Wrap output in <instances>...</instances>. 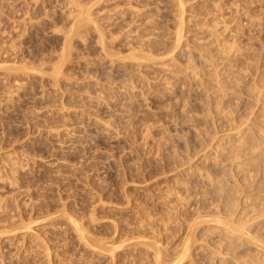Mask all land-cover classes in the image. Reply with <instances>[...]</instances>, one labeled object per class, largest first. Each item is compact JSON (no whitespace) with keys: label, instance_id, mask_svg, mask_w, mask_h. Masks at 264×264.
I'll return each mask as SVG.
<instances>
[{"label":"rangeland","instance_id":"obj_1","mask_svg":"<svg viewBox=\"0 0 264 264\" xmlns=\"http://www.w3.org/2000/svg\"><path fill=\"white\" fill-rule=\"evenodd\" d=\"M0 164V264H264V0H0Z\"/></svg>","mask_w":264,"mask_h":264},{"label":"bare ground","instance_id":"obj_2","mask_svg":"<svg viewBox=\"0 0 264 264\" xmlns=\"http://www.w3.org/2000/svg\"><path fill=\"white\" fill-rule=\"evenodd\" d=\"M24 153H25V152H24ZM25 155H26V154H25ZM5 157H6V156H5ZM9 157H10V156H9ZM22 157H23V156H22ZM22 157H21V158H22ZM32 157H33V156H32ZM13 158H14V157H13ZM17 158H19V157H17ZM7 159H8V158H7ZM7 159H5L4 162H6ZM10 159H12V158H10ZM19 159H20V158H19ZM27 159H28V158H27ZM1 160H2V158H1ZM33 160H34V159H33ZM9 161H10V162H7V163H9V165H10V163L14 162V161H12V160H9ZM11 161H12V162H11ZM15 161H16V160H15ZM23 161H25V160H23ZM27 161H28V160H27ZM27 161H26V162H27ZM19 162H20V161H19ZM7 163H6V164H7ZM16 163H17V162H16ZM16 163H15V164L12 163V164H13V165H16ZM24 163H25V162H24ZM2 164H3V162H2ZM12 164H11V165H12ZM26 164H27V163H26ZM0 165H1V164H0ZM21 165H22V164H21ZM1 166H2V165H1ZM3 166H4V165H3ZM16 166H17V165H16ZM4 167L6 168V166H4ZM23 167H24V166H23ZM23 167H22V168H23ZM7 168H10V167L8 166ZM12 168H14V167L11 166V169H12ZM17 168L20 169L19 167H17ZM0 170H1V169H0ZM7 170H8V169H7ZM16 170H17V169L15 168V171L13 172V174H15ZM3 171H4V170L2 169V170H1V173H3ZM12 171H13V170H10V172H12ZM41 171H42V170H41ZM10 172H8V173H10ZM23 172H24V171H23ZM28 173H29V172H28ZM49 173H50V172H49ZM4 174H6V171H5ZM10 174H11V173H10ZM10 174H8V176H10ZM13 174H11L12 176H10V177H13ZM0 175H2V174H0ZM6 176H7V174H6L3 178H6ZM8 176H7V178H8ZM15 176H16V175H14V177H15ZM49 176H50V175H49ZM14 177H13V179H14ZM7 178H6V179H7ZM16 178H17V177H16ZM11 179H12V178H11ZM17 179H19V178H17ZM70 179H71V178H70ZM1 180H2V183H0V184H3V183H6V182H9V179H8V181L5 180L6 182H5V181L3 182V179H0V181H1ZM19 180H20V179H19ZM15 181H16V180H15ZM15 181H14V182H15ZM63 181H64V180H63ZM18 182H19V181H18ZM18 182H15V183H18ZM9 183H10V184H13V183H11V181H10ZM9 183H8V184H9ZM20 183H21V182H20ZM20 183H19V184H20ZM48 183H49V182H48ZM48 183H47V184H48ZM8 184H6V185H8ZM14 185H15V184H14ZM16 185H17V184H16ZM51 185H52V184H51ZM67 185H68V184H67ZM0 186H2V185H0ZM8 186H11V185H8ZM18 186H19V185H17L16 187H17V188H20V186H19V187H18ZM57 186H58V185H57ZM57 186H56V187H57ZM56 187H55V188H56ZM1 189H3V188H1ZM1 189H0V191H1ZM28 189H29V188H28ZM45 189H46V187H45ZM9 190H10V189H9ZM56 190H57V189H56ZM3 191H5V190H3ZM3 191H2V193H3ZM6 191H7V190H6ZM23 191H24V190H23ZM38 191H39V190H38ZM2 193H1V194H2ZM6 193H7V192H6ZM28 194H29V193H28ZM28 194H27V195H28ZM3 195H4V194H3ZM5 196H7V195H4V197H5ZM10 196L12 197V194H11ZM13 196H15V195L13 194ZM43 196H44V195H43ZM4 197L2 196L3 199L0 198V200L2 199V200H1L2 203H4V202H6V203H10V201H11V203L14 202V201H12V200H14V199H12V198H11L12 200H8L9 202L5 201L6 198H9V197H6V198H4ZM59 197H60V196H59ZM47 198H48V197H47ZM24 199H25V197H24ZM35 199H36V198H35ZM40 199H41V198H40ZM42 199H43V198H42ZM3 200H4V202H3ZM15 201H16V200H15ZM50 201H51V200H50ZM65 201H66V200H65ZM61 202H63V201H61ZM0 203H1V202H0ZM17 203H18V202H17ZM17 203L15 202L16 205H17ZM28 203H29V202H28ZM64 203H65V202H64ZM15 204H13V205L15 206ZM26 204H27V203H26ZM0 205H1V204H0ZM2 205H3V204H2ZM2 205H1V206H2ZM5 205H6V204H5ZM13 205H11V204H10V205L7 204V207H9V206H12V207H13ZM33 205H34V204H33ZM64 205H65V204H64ZM3 206H4V205H3ZM3 206H2V207H3ZM20 206L23 207V208L25 207V206H22V205H20ZM47 206H48V205H47ZM50 206H51V205H50ZM65 206H66V205H65ZM4 207H5V206H4ZM12 207H11V208H12ZM11 208H10V209H11ZM15 208H19V206H16ZM15 208H13V209H15ZM0 209H1L0 211L3 210L1 207H0ZM20 209H21V208H20ZM53 209H54V208H53ZM55 209H57V208H55ZM59 209H60V208H59ZM92 209H93V208H92ZM6 210H7V209H6ZM11 210H12V209H11ZM11 210H10V213H11V214H10V213L8 214L10 217H11V215H12ZM24 210H26V209H24ZM63 210H65V209L63 208ZM67 210H69V209H67ZM13 211H14V212H17L18 210L16 209V210H13ZM19 211H20V210H19ZM34 211H35V210H34ZM61 211H62V208H61ZM70 211H71V210H70ZM93 211H95V210H93ZM2 212L4 213V211H2ZM21 212H23V211H21ZM49 212H50V211H49ZM78 212H79V211H78ZM90 212H91V211H90ZM17 213L19 214L20 212H17ZM23 213H24V212H23ZM26 213H29V212H26ZM26 213H24V214H26ZM65 213H66V212H65ZM95 213H96V212H95ZM1 214H2V213H1ZM1 214H0V215H1ZM6 214H7V213H6ZM14 214H15V213H14ZM52 214H53V213H52ZM52 214H51V216H52ZM68 214H69V213H68ZM71 214H72V213H71ZM92 214H93V213H92ZM4 215H5V214H4ZM27 215H29V214H27ZM49 215H50V214H49ZM57 215H58V214H57ZM57 215H56V216H57ZM65 215H67V213H66ZM75 215H76V214H75ZM5 216H7V215H5ZM9 216H7V217H9ZM15 216H17V215H15ZM20 216H23V215H22V214H19V217H20ZM25 216H26V215H25ZM29 216H30V215H29ZM29 216H28V217H25L24 219L20 217V218H21V219L19 220L20 223L22 222L21 220L26 221L25 219L29 218ZM60 216H61V215H60ZM62 216H64V215H62ZM13 217H14V215H13ZM67 217H68V216H67ZM73 217H74V215H73ZM2 218H3V217H2ZM2 218H1V220H2ZM32 218H33V217H32ZM47 218H49V216H47ZM47 218L45 217V219H47ZM50 218H51V217H50ZM53 218H54V217H53ZM62 218H63V217H62ZM62 218H61V219H62ZM68 218H71V217H68ZM74 218H75V217H74ZM91 218H92V215H91ZM95 218H96V217H95ZM10 219H11V218H10ZM10 219H9V220H10ZM17 219H18V218H17ZM45 219H44V220H45ZM61 219H60V220H61ZM71 219L73 220V218H71ZM76 219H77V218H76ZM29 220L31 221L32 219H28V221H29ZM49 220H50V219H49ZM72 220L69 219L68 222L70 223V221H71V225L73 224L72 226H74V225L76 224V225L74 226L75 231L78 230V229H80V228H77L78 226H77L76 221H77L78 219H77L76 221H75V219H74L75 222H73ZM79 220H80V219H79ZM93 220H94V219H93ZM11 221H12V220H10V223H11ZM13 221H17V220H15V217H14V220H13ZM13 221H12V223H13ZM33 221H35V220H33ZM33 221H31V222H33ZM90 221H91V220H90ZM1 222H4V223L6 222V223H8V219H7V221H1ZM37 222H38V221H37ZM40 222H41V219H40ZM72 222H73V223H72ZM79 222H80V221H79ZM79 222H78V224H79ZM6 223H5V224H6ZM12 223H11V225H12ZM20 223H19V224H20ZM25 223H26V222H24V224H25ZM28 223H29V222H27L26 225H27ZM35 223H36V221H35ZM83 223H84V222H83ZM83 223H82V224H83ZM90 223H91V222H90ZM0 224H3V223H0ZM5 224H3V225H5ZM8 224H9V223H8ZM21 224L24 225L23 222H22ZM29 224H30V223H29ZM32 224H33V223H32ZM32 224H31V225H32ZM44 224H45V223H44ZM13 225H15V224H13ZM26 225H25V228H22V226H19L18 229H21V228H22L23 230H21V232H22V231H24V233H25L26 231L28 232V230H29L28 227H27L28 225H27V226H26ZM8 226H9V225H8ZM15 226H18L17 222H16V225H15ZM55 226H56V225H55ZM76 226H77V227H76ZM23 227H24V226H23ZM26 227H27V228H26ZM29 227H30V226H29ZM32 227H33V226H32ZM35 227H36V226H35ZM48 227H49V226H48ZM81 227H82V225H81ZM3 228H4V229H3ZM5 228H7V227H5V226L0 227V230L3 229V230L1 231V233H2L1 235H2V236H3V235H6V237H7V235H9V234L12 235V232H13L15 229H17V228L14 229V227L12 226V227H10V228H13L14 230H13V229H6V230H8V231L10 230V233L8 232L7 234H6V233L4 234L3 231L6 232ZM36 228H37V227H36ZM42 228H43V226H42ZM76 228H77V229H76ZM82 228H83V227H82ZM84 228H85V227H84ZM84 228H83V229H84ZM87 228H88V227H87ZM24 229H27V230H24ZM72 229H73V228H72ZM83 229H81V230H83ZM11 230H13V231H11ZM30 230L33 231L34 228H33V229L30 228ZM81 230H80V231H81ZM84 230H85V229H84ZM84 230H83V231H84ZM15 231H16V230H15ZM18 231H19V230H18ZM78 231H79V230H78ZM84 232H85V231H84ZM84 232H82V233H84ZM16 233H18V232H14V234H16ZM30 233H32V235H35V236L38 235V234H37V235H36V234H33V232H30ZM30 233H29V235H27V237H28V236L31 237ZM73 233H74V232H73ZM76 233H77V231H76ZM78 233H79V232H78ZM86 233H87V232H86ZM19 234H20V233H19ZM22 234H23V233H22ZM25 234H27V233H25ZM25 234H24V235H25ZM79 234H80V233H79ZM84 234H85V233H84ZM16 235H17V234H16ZM45 235H46V234H45ZM88 235H89V234H88ZM14 236H15V235H14ZM77 236H79V235H77ZM80 236L82 237V235H80ZM3 237H4V236H3ZM16 237H18V236H16ZM33 237H34V236H33ZM37 237H39V236H37ZM88 237H89V236H88ZM94 237H95V236H94ZM0 238H1V237H0ZM12 238H13V237H12ZM24 238H25V237H24ZM35 238H36V237H34V240H36L38 243L41 242V240L43 239V238H42L40 241H38L40 238H39V239H37V238L35 239ZM79 238H80V237H79ZM79 238H77V239H79ZM83 238H86L85 235L83 236ZM89 238H90V237H89ZM2 239H3V238H2ZM16 239H17V241H19L21 238H19V240H18V238H16ZM28 239H29V237H28ZM31 239H32V238H31ZM80 239H81V238H80ZM90 239H91V238H90ZM94 239H95V238H94ZM21 240H22V239H21ZM21 240H20V241H21ZM25 240H27V239H25ZM84 240H86V239H84ZM88 240H89V239H88ZM12 241H13V240H12ZM12 241H11V242H12ZM15 241H16V240H15ZM15 241H14V242H15ZM28 241H30V240H28ZM9 242H10V241H9ZM14 242H13V243H14ZM23 242H24V241H23ZM26 242H27V241H26ZM26 242H24V243H26ZM34 242H35V241H34ZM34 242H32V243L34 244ZM43 242H44V239H43ZM43 242H41L40 244H42ZM45 242H46V241H45ZM45 242H44V243H45ZM28 243H29V242H28ZM44 243H43V245L46 246L47 244L45 245ZM97 243H98V242H97ZM18 244H19V243H18ZM33 244H31V245H33ZM86 244H87V243H86ZM93 244H94V243H93ZM93 244H92V245H93ZM1 245H3V244H1ZM13 245H14V244H13ZM19 245H20V244H19ZM19 245H17V242H16V246H19ZM24 245H30V244H24ZM38 245H39V244H38ZM5 246H7V245H5ZM9 246H10V245H8V247H9ZM16 246H15V249H16V248L18 249V247H16ZM22 246H23V244H22L21 246H19V250H21L20 248H21ZM34 246H35V245H34ZM65 246H68V245L65 244ZM89 246H90V245H89ZM89 246H88V247H89ZM36 247H37V246H36ZM36 247H35V248H36ZM38 247H40V246H38ZM62 247H64V246H62ZM69 247H70V246H69ZM116 247H117V246H116ZM1 248H2V246H1ZM4 248H6V247H4ZM12 248H14V247H12ZM23 248L26 249V247H23ZM29 248H31V246H29ZM33 248H34V247H33ZM44 248H45V247H44ZM44 248H42V250H43ZM46 248H47L46 251L43 250L44 253L47 252V251H50V250H48V246H46ZM90 248H91V246H90ZM92 248H93V247H92ZM95 248H96V247H94V249H95ZM15 249H13V250H15ZM17 249H16V250H17ZM27 249H28V246H27ZM37 249H38V248H37ZM37 249H36V250H37ZM49 249H50V246H49ZM65 249H67V248H65ZM94 249H91V250H94ZM104 249H105V247H104ZM0 250H1V249H0ZM2 250H3V249H2ZM2 250H1V252L4 253V251H2ZM9 250H11V249H9ZM13 250L10 251V252H13ZM28 250L30 251V249H28ZM33 250H34V249H33ZM36 250H34V251H36ZM38 250H39V249H38ZM38 250H37V251H38ZM112 250H113V249H112ZM5 251H6V249H5ZM25 251H26V250H25ZM29 251H28V252H29ZM34 251H33V252H34ZM37 251H36V252H37ZM110 251H111V250H110ZM1 252H0V253H1ZM8 252H9V251H8ZM8 252H6V253L8 254ZM39 252L41 253L42 251L40 250ZM63 252L65 253L66 250L63 251ZM70 252H71V251H70ZM25 253H27V252H25ZM37 253H38V252H37ZM68 253H69V252H68ZM157 253H158V252H157ZM157 253H156V255H157ZM185 253H186V252H185ZM4 254H5V253H4ZM9 254H10V255H5V256H6V257H8V256L10 257V256H11V258H10L11 260H10V261H12V259H13L12 254H13V253H9ZM22 254H23V253H22ZM27 254H30V252L27 253ZM34 254H35V253H34ZM41 254H42V253H41ZM45 254H46V253H45ZM48 254H50V253H48ZM48 254H47V256L44 255L45 258L47 257L46 259H48V256H50V255H48ZM65 254H66V253H65ZM181 254L185 255L184 253H181ZM0 255H3V254H0ZM13 255H14V254H13ZM15 255H16V253H15ZM15 255H14V256H15ZM17 255H18V254H17ZM17 255H16V256H17ZM66 255L68 256V254H66ZM69 255H70V253H69ZM18 256L20 257V256H22V255L20 254V255H18ZM36 256H37V255H36ZM42 256H43V255H42ZM1 257H3V256H1ZM6 257H5V258H6ZM22 257L24 258V256H22ZM22 257H21L20 260H24V259H22ZM33 257H34V256H33ZM183 257H184V256H183ZM5 258H4V259H5ZM36 258H37V257H36ZM39 258H40V256H39ZM39 258H38V260L40 261L41 259H39ZM41 258H42V257H41ZM45 258H43V259H45ZM156 258H157V257H156ZM179 258L182 259V255H180V256L178 257V259H179ZM178 259H176V260H178ZM0 260L2 261L3 259H0ZM5 260H8V258H6ZM17 260H19V258H18ZM49 260H50V259H49ZM86 260H87V261H86L87 264H88V262H91L90 259H89V261H88V259H86ZM91 260H92V259H91ZM10 261H8L6 264H8V263H9V264H12V263H10ZM39 261H38V262H39ZM41 261H42V260H41ZM46 261H47V260H46ZM46 261H45V262H46ZM182 261H183V260H182ZM3 262H5V261L3 260ZM16 262H17V261H16ZM20 262H21V261H20ZM23 262H24V261H22V263H23ZM43 262H44V261H43ZM45 262H44L43 264H45ZM95 262L98 264L97 261H94V263H93V262H92V263H93V264H96ZM175 262H176V261H175ZM178 262H179V260H178ZM0 263H1V262H0ZM18 263H19V262H18ZM18 263H13V264H18ZM49 263H51V261L48 262V264H49ZM92 263H90V264H92ZM176 263H177V262H176ZM176 263H175V264H176ZM40 264H42V263H40ZM82 264H83V262H82Z\"/></svg>","mask_w":264,"mask_h":264}]
</instances>
